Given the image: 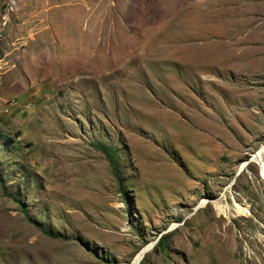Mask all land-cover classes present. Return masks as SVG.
Listing matches in <instances>:
<instances>
[{
	"label": "rangeland",
	"instance_id": "374dc122",
	"mask_svg": "<svg viewBox=\"0 0 264 264\" xmlns=\"http://www.w3.org/2000/svg\"><path fill=\"white\" fill-rule=\"evenodd\" d=\"M261 146L264 0H0V264H264Z\"/></svg>",
	"mask_w": 264,
	"mask_h": 264
},
{
	"label": "bare ground",
	"instance_id": "6f19581e",
	"mask_svg": "<svg viewBox=\"0 0 264 264\" xmlns=\"http://www.w3.org/2000/svg\"><path fill=\"white\" fill-rule=\"evenodd\" d=\"M251 162L255 163V165L258 167L259 177L264 179V146H261L258 149V151H256V153L252 155ZM248 165L249 163L247 162L240 164V166L238 167L236 171V174L240 175L243 171L246 170ZM232 200L234 201V203L231 206H229V210H231L233 213L234 212L235 213L247 212L246 209L242 207V205L238 204L234 199ZM204 204L205 202H203L202 206ZM216 209L224 213H227V207H224L221 204H216ZM144 253L145 251L137 254L132 264L138 263L141 257H143Z\"/></svg>",
	"mask_w": 264,
	"mask_h": 264
},
{
	"label": "trees",
	"instance_id": "16d2710c",
	"mask_svg": "<svg viewBox=\"0 0 264 264\" xmlns=\"http://www.w3.org/2000/svg\"><path fill=\"white\" fill-rule=\"evenodd\" d=\"M101 147L102 148H101L100 151L103 153V155H104V157H105V159H106V161H107V163L109 165V168L111 170V173H112L113 177L118 181V179H119L118 171H117V167L115 165V162L113 160V157H114V154H115L116 151L111 146L102 145ZM37 227L43 234L47 235L48 237H52V238L58 237L57 234H53L50 231H47V230H45V229H43V228H41L39 226H37ZM161 243H162V240H161V238H159L157 240V242H156V245L160 246ZM142 259H141V261L138 264H143Z\"/></svg>",
	"mask_w": 264,
	"mask_h": 264
},
{
	"label": "water",
	"instance_id": "95a60500",
	"mask_svg": "<svg viewBox=\"0 0 264 264\" xmlns=\"http://www.w3.org/2000/svg\"><path fill=\"white\" fill-rule=\"evenodd\" d=\"M157 240H158V239H157ZM155 242H156V241H155ZM155 242H153V243L155 244ZM141 259H142V257H141ZM141 259L139 260V262L141 261ZM139 262H138V263H139ZM138 263H136V264H138Z\"/></svg>",
	"mask_w": 264,
	"mask_h": 264
}]
</instances>
